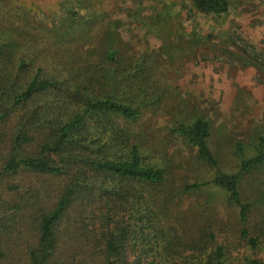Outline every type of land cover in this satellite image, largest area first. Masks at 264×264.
<instances>
[{
	"label": "trees",
	"instance_id": "1",
	"mask_svg": "<svg viewBox=\"0 0 264 264\" xmlns=\"http://www.w3.org/2000/svg\"><path fill=\"white\" fill-rule=\"evenodd\" d=\"M190 3L215 16L231 11L229 0ZM88 9L83 0L65 9L62 38L55 43L61 53L53 57L58 71L22 74L29 64L25 56L18 67L0 71V131L5 126L10 131L0 132V146L7 151L0 169V264H264L247 226L253 205L241 192L242 176L264 167V136L256 154H242L239 170L230 173L210 148L207 119L175 127L197 160L214 171L209 179L183 185L182 192H220L240 226L235 245L218 241L210 226L194 229L197 222L190 218L195 217L180 208L169 159L149 148L134 128L150 98L159 97L147 58L122 68L126 55L114 34L93 60L61 46L100 20ZM107 28L117 34L115 23ZM16 41L2 40L0 56ZM35 48L41 55L48 52L45 46ZM98 59L104 63H94ZM98 87L109 91L99 95ZM4 178L10 179L13 200L2 196Z\"/></svg>",
	"mask_w": 264,
	"mask_h": 264
},
{
	"label": "rangeland",
	"instance_id": "2",
	"mask_svg": "<svg viewBox=\"0 0 264 264\" xmlns=\"http://www.w3.org/2000/svg\"><path fill=\"white\" fill-rule=\"evenodd\" d=\"M79 1L0 0V43L4 39L18 42L0 56V71L8 73L18 67L24 56L29 64L22 74L27 71L30 76L39 68L58 71L53 57L61 53L55 44L62 38L59 26L67 6L75 7ZM83 1L90 7V17L97 15L100 20L92 28H80L67 45L60 42L61 46L65 52L88 54L93 60L97 48L114 34L126 55L122 68L135 58H147L151 86L159 97L150 98V108L134 128L149 148L161 150L169 159L171 177L179 187L180 208L195 217L190 218L197 222L194 229L210 226L218 241L225 238L235 245L238 216L225 197L212 188L191 195L182 192L183 185L209 179L214 171L197 160L195 150L174 129L198 117L207 119L210 148L226 172L239 170L242 154L245 158L256 154L254 148L264 136V0H229L231 11L223 17L197 11L190 0ZM111 22L116 24L117 34L108 30ZM37 45L47 48L46 55L36 50ZM67 60L73 62L72 57ZM98 62L104 63L94 61ZM98 88L99 95L109 91ZM8 130L5 126L0 132L8 135ZM6 154L0 146V169ZM3 180L2 196L13 200L8 195L10 179ZM22 182L30 181L24 178ZM241 192L253 205L247 226L257 238L264 260V167L242 176Z\"/></svg>",
	"mask_w": 264,
	"mask_h": 264
}]
</instances>
